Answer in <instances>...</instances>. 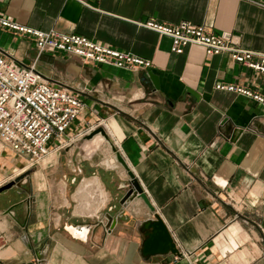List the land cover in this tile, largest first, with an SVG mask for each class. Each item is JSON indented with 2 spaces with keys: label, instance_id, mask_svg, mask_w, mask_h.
Wrapping results in <instances>:
<instances>
[{
  "label": "crops",
  "instance_id": "1",
  "mask_svg": "<svg viewBox=\"0 0 264 264\" xmlns=\"http://www.w3.org/2000/svg\"><path fill=\"white\" fill-rule=\"evenodd\" d=\"M0 11L152 61L130 71L56 53L40 69L85 102L67 138L103 126L154 208L141 198L123 207L128 171L103 136L78 137L0 194V264H264V106L216 89L227 82L264 95V74L199 45L174 53L169 36L142 26L190 21L264 52V0H0ZM0 53L26 64L38 56L30 38L2 28ZM155 214L174 258L144 253Z\"/></svg>",
  "mask_w": 264,
  "mask_h": 264
},
{
  "label": "built area",
  "instance_id": "2",
  "mask_svg": "<svg viewBox=\"0 0 264 264\" xmlns=\"http://www.w3.org/2000/svg\"><path fill=\"white\" fill-rule=\"evenodd\" d=\"M172 39V51L185 52L199 45L209 56L228 53L231 57L264 74V52L239 47L233 37L210 33L203 25L182 21L177 25L149 20L142 23ZM0 28L30 38L38 50L33 63L26 64L0 53V141L28 163L38 167L53 151H60L94 126L67 138L73 124L85 110L84 100L72 89L58 85L40 69L44 55L61 53L88 64H103L139 71L150 69L152 61L123 51L79 33L44 31L11 19L0 11ZM216 89L244 95L264 106V95L234 83L219 82Z\"/></svg>",
  "mask_w": 264,
  "mask_h": 264
},
{
  "label": "water",
  "instance_id": "3",
  "mask_svg": "<svg viewBox=\"0 0 264 264\" xmlns=\"http://www.w3.org/2000/svg\"><path fill=\"white\" fill-rule=\"evenodd\" d=\"M148 75L153 81L155 88H159L158 77L152 71H150ZM224 126L226 129V133L228 135L233 134L234 137H236L241 132V129L236 130L234 125L228 121L227 122L225 121ZM98 135L103 136L105 140H107L110 143L112 150L117 154L118 160L126 168V170L128 171L129 177H130L128 183L126 184V188H125L126 192L121 200V205L123 207H126L130 202H132L136 198H141L150 207L151 211L154 212V208L152 207L149 199L144 193V190L140 182L136 178L135 174L130 170L125 159L118 152L114 144L111 142L110 137L107 134V131L103 126H99L93 129L91 132L84 135L83 137L79 138L77 140V143H81L85 140H91ZM36 171H37V167L35 166L30 167L29 169H26L25 171L20 173L18 176H16L14 179H12L10 182L0 186V193L10 190L15 186H18L26 178L31 177ZM9 212H11V210ZM107 217H108V223L106 224V226L107 228H111L115 224V219L111 214H108ZM146 228L149 229L150 231L147 232L146 234L147 239L144 242V253L145 254H150V255L159 254V255L169 256L172 258L180 254L179 249L177 248L176 242L174 241L172 234L170 233L166 224L164 223V221L161 219V217L158 214H155L152 220H149L146 222ZM36 251L38 252L39 250H36ZM43 259H44V256L40 255L39 260L43 261Z\"/></svg>",
  "mask_w": 264,
  "mask_h": 264
},
{
  "label": "rangeland",
  "instance_id": "4",
  "mask_svg": "<svg viewBox=\"0 0 264 264\" xmlns=\"http://www.w3.org/2000/svg\"><path fill=\"white\" fill-rule=\"evenodd\" d=\"M44 161L45 160H43L40 165H42ZM27 164L25 159L17 156L11 149L4 147L0 143V186L10 182L18 176L21 171L29 169ZM54 179L56 180V177ZM26 181H30L29 178H26L23 182ZM13 190L15 191V188L8 191Z\"/></svg>",
  "mask_w": 264,
  "mask_h": 264
},
{
  "label": "flooded vegetation",
  "instance_id": "5",
  "mask_svg": "<svg viewBox=\"0 0 264 264\" xmlns=\"http://www.w3.org/2000/svg\"><path fill=\"white\" fill-rule=\"evenodd\" d=\"M19 185H20V184H19ZM19 185H18V186H15V187H19ZM15 187H13V188H15ZM13 188H12V189H13ZM10 190H11V189H10ZM7 191H8V190H7ZM0 194H1V193H0Z\"/></svg>",
  "mask_w": 264,
  "mask_h": 264
},
{
  "label": "bare ground",
  "instance_id": "6",
  "mask_svg": "<svg viewBox=\"0 0 264 264\" xmlns=\"http://www.w3.org/2000/svg\"><path fill=\"white\" fill-rule=\"evenodd\" d=\"M25 170H26V169H25ZM25 170H24V171H25ZM22 172H23V171H22ZM22 172H21V173H22Z\"/></svg>",
  "mask_w": 264,
  "mask_h": 264
}]
</instances>
